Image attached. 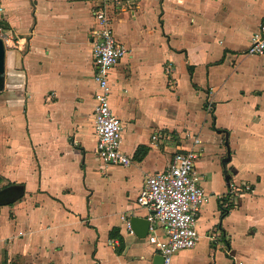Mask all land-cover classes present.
<instances>
[{"label":"crops","instance_id":"0c3cea01","mask_svg":"<svg viewBox=\"0 0 264 264\" xmlns=\"http://www.w3.org/2000/svg\"><path fill=\"white\" fill-rule=\"evenodd\" d=\"M99 1L0 0V189L23 188L0 206V264H152L155 247L129 234L125 221L146 219L135 202L146 177L162 171L175 149L194 148L193 138L201 150L194 175L208 197L197 244L177 251L172 264H264V54H244L264 20V0L108 5L114 37L127 49L108 72L127 166L94 153L89 33ZM209 125L228 154L231 131L256 129L260 154L250 152L243 172L228 154L210 172L211 145L199 137ZM156 131L172 144L153 146ZM139 146L146 153L137 159Z\"/></svg>","mask_w":264,"mask_h":264},{"label":"built area","instance_id":"2783aa9c","mask_svg":"<svg viewBox=\"0 0 264 264\" xmlns=\"http://www.w3.org/2000/svg\"><path fill=\"white\" fill-rule=\"evenodd\" d=\"M124 1L128 0H100L92 9L95 27L89 33L92 79L97 87L93 96L94 153L102 163L114 166H127L130 159L120 150L122 125L109 105L108 72L127 55V49L114 37L107 8ZM2 10L0 7V13ZM0 39L3 43L6 39L1 27ZM244 54H264V20L251 33ZM165 72L169 73L170 69L166 68ZM150 140L153 146L167 147L172 144L173 137L156 131L150 135ZM192 143L194 148L175 149L162 171L148 175L135 200L137 206L147 211L145 238L162 257V264H172V257L177 251L194 248L199 239L196 226L208 194L194 175L195 162L201 156V150L196 147L199 144L197 138H193ZM242 186L245 190L249 189L245 184ZM228 189L239 191L240 188L228 183ZM125 226L129 234H133L128 220ZM158 230L162 232L161 238L158 237ZM214 239L210 238L211 241Z\"/></svg>","mask_w":264,"mask_h":264},{"label":"rangeland","instance_id":"374dc122","mask_svg":"<svg viewBox=\"0 0 264 264\" xmlns=\"http://www.w3.org/2000/svg\"><path fill=\"white\" fill-rule=\"evenodd\" d=\"M240 76H242L241 73ZM230 133L231 136L230 139H228V148L230 150L229 154L227 153L224 138H222V136L217 132L211 130L210 125L209 127H204L199 133L201 141L211 145L209 154L207 156V159H209L211 162L210 172L216 171L217 168L214 165H216L217 162L220 165L223 164L227 154L234 156V163L240 165V172L244 171V168L241 166H243L244 162L250 158V152L253 155L260 154L258 143H260V140H262L263 137L256 129H234ZM219 147H224L225 151L221 152ZM256 147L257 150H255ZM89 153L91 156H94L92 150H90Z\"/></svg>","mask_w":264,"mask_h":264},{"label":"water","instance_id":"95a60500","mask_svg":"<svg viewBox=\"0 0 264 264\" xmlns=\"http://www.w3.org/2000/svg\"><path fill=\"white\" fill-rule=\"evenodd\" d=\"M4 45L0 39V91L3 88V64H4ZM23 195V188L21 185H9L0 189V206L12 204ZM129 225L133 235L137 238L143 239L146 237L148 222L144 218L131 217ZM152 264H162V257L155 255Z\"/></svg>","mask_w":264,"mask_h":264},{"label":"trees","instance_id":"16d2710c","mask_svg":"<svg viewBox=\"0 0 264 264\" xmlns=\"http://www.w3.org/2000/svg\"><path fill=\"white\" fill-rule=\"evenodd\" d=\"M224 132V131H223ZM144 149V146H139L137 149H136V151H135V158H137V159H139L138 158V154H140L141 156H143L145 153H146V151H145V149ZM141 156H139V157H141ZM116 230L115 229H113V230H111L110 232H109V236H112L113 235V233L115 232Z\"/></svg>","mask_w":264,"mask_h":264}]
</instances>
